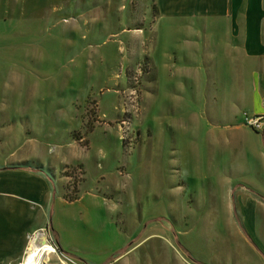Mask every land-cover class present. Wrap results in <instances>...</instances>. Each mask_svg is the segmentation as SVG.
<instances>
[{
	"label": "rangeland",
	"instance_id": "obj_1",
	"mask_svg": "<svg viewBox=\"0 0 264 264\" xmlns=\"http://www.w3.org/2000/svg\"><path fill=\"white\" fill-rule=\"evenodd\" d=\"M170 25L154 0H0V161L34 156L96 228L108 214L114 234L96 245L130 242L109 264H196L190 209L206 208L225 101L186 71V32ZM43 231L46 264H84Z\"/></svg>",
	"mask_w": 264,
	"mask_h": 264
},
{
	"label": "crops",
	"instance_id": "obj_2",
	"mask_svg": "<svg viewBox=\"0 0 264 264\" xmlns=\"http://www.w3.org/2000/svg\"><path fill=\"white\" fill-rule=\"evenodd\" d=\"M154 3L157 22H169L172 33L182 22L191 48L186 71L196 84L205 74L212 100L225 101L223 114L216 106L211 116L206 208L193 200L185 251L196 264H264V120L260 131L243 124L244 115L264 116V0ZM33 157L0 161V264H20L30 236L41 229L62 256L84 264H109L111 255L115 260L129 250L124 240L96 245V233L114 234L109 215L96 228L83 198L66 202L58 173Z\"/></svg>",
	"mask_w": 264,
	"mask_h": 264
},
{
	"label": "bare ground",
	"instance_id": "obj_3",
	"mask_svg": "<svg viewBox=\"0 0 264 264\" xmlns=\"http://www.w3.org/2000/svg\"><path fill=\"white\" fill-rule=\"evenodd\" d=\"M52 250L47 234L42 229L38 230L30 236L20 264H46Z\"/></svg>",
	"mask_w": 264,
	"mask_h": 264
},
{
	"label": "built area",
	"instance_id": "obj_4",
	"mask_svg": "<svg viewBox=\"0 0 264 264\" xmlns=\"http://www.w3.org/2000/svg\"><path fill=\"white\" fill-rule=\"evenodd\" d=\"M264 116H247L244 115L243 124L248 126L254 131H260L262 129V122Z\"/></svg>",
	"mask_w": 264,
	"mask_h": 264
},
{
	"label": "trees",
	"instance_id": "obj_5",
	"mask_svg": "<svg viewBox=\"0 0 264 264\" xmlns=\"http://www.w3.org/2000/svg\"><path fill=\"white\" fill-rule=\"evenodd\" d=\"M50 231L52 232V235H53L54 241L57 242V237H56L55 232H53V230H51V229H50ZM58 250H59V248H58Z\"/></svg>",
	"mask_w": 264,
	"mask_h": 264
}]
</instances>
